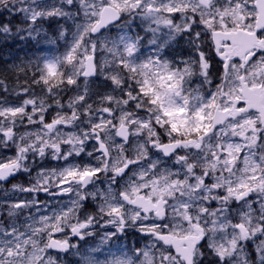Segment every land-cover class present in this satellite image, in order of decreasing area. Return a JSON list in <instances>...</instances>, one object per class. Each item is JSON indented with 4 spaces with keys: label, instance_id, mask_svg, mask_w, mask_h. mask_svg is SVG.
Listing matches in <instances>:
<instances>
[{
    "label": "snow or ice",
    "instance_id": "1",
    "mask_svg": "<svg viewBox=\"0 0 264 264\" xmlns=\"http://www.w3.org/2000/svg\"><path fill=\"white\" fill-rule=\"evenodd\" d=\"M0 67V264H264V0H0Z\"/></svg>",
    "mask_w": 264,
    "mask_h": 264
},
{
    "label": "flooded vegetation",
    "instance_id": "2",
    "mask_svg": "<svg viewBox=\"0 0 264 264\" xmlns=\"http://www.w3.org/2000/svg\"><path fill=\"white\" fill-rule=\"evenodd\" d=\"M8 154H10L9 151L0 153V155H8ZM47 161L50 162V160H47ZM43 164H44V162H43ZM34 176H35V171H33L31 176H29L27 174H18L15 178L11 179L10 184L11 183H20V184H24L26 186L28 184V182L33 179ZM10 184H9V186H10ZM39 198L41 200L48 199V197H46L44 194H40Z\"/></svg>",
    "mask_w": 264,
    "mask_h": 264
},
{
    "label": "rangeland",
    "instance_id": "3",
    "mask_svg": "<svg viewBox=\"0 0 264 264\" xmlns=\"http://www.w3.org/2000/svg\"><path fill=\"white\" fill-rule=\"evenodd\" d=\"M0 71H2V67H0ZM53 114H54V113H50L49 117H46V119H50V118H51V115H53ZM9 152H10V154H8L7 156H11V155L13 154L12 151H9ZM43 166H44V167H47V168H51V167H57L58 164H57V162H55V161H50V162H48V161L46 160V161H44Z\"/></svg>",
    "mask_w": 264,
    "mask_h": 264
}]
</instances>
